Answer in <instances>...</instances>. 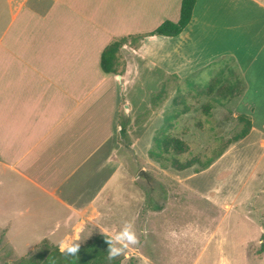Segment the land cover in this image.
I'll return each instance as SVG.
<instances>
[{
	"label": "crops",
	"instance_id": "crops-1",
	"mask_svg": "<svg viewBox=\"0 0 264 264\" xmlns=\"http://www.w3.org/2000/svg\"><path fill=\"white\" fill-rule=\"evenodd\" d=\"M181 3L0 0V228L14 253L19 243L28 246L27 253L45 240L60 249L62 242L76 243L94 229H104L102 207L119 195L121 177L126 178L128 171L120 154L121 107L129 104V132L138 135L131 147L142 161L149 159L154 136L172 115L167 98L156 107L149 103L148 115L142 116L145 110H137L122 90L136 83L140 61L156 67L161 47L171 36L149 35L137 47L124 44L119 74L103 71V50L114 38L145 35L165 20L177 21ZM211 4L216 7L215 14L214 10L209 14V34L222 28L234 48L217 53L208 65L230 55L235 66L229 62L212 77L207 91L225 104H209L207 128L197 130L216 131L210 118L218 115H244L251 121V133L257 129L255 116H264V0ZM204 67L193 64L194 69ZM227 71L232 81L221 77ZM173 76L180 80L179 74ZM233 144L218 151L205 169L173 168L171 176L185 186L189 199L202 198L214 205L210 191H202L193 180L217 167ZM163 170L167 173L168 168ZM118 228L112 224L111 232Z\"/></svg>",
	"mask_w": 264,
	"mask_h": 264
},
{
	"label": "rangeland",
	"instance_id": "rangeland-1",
	"mask_svg": "<svg viewBox=\"0 0 264 264\" xmlns=\"http://www.w3.org/2000/svg\"><path fill=\"white\" fill-rule=\"evenodd\" d=\"M217 1L197 0L191 22L180 35L167 38L156 67H148V61L147 64L140 61L136 83L122 90V95L137 110H145L142 116L148 115L149 103L156 107L159 102L170 99L167 112L178 113L170 135L183 140L179 156L183 162L196 158L207 160L223 151L229 140L245 126L238 117L218 115L210 118L216 123V131L197 130L204 125L207 128L209 104L215 101L225 104L218 100L217 94L207 91L212 77L225 64H235L230 55H225L208 65L217 53L234 48L233 39L231 41L230 34L222 28L213 35L208 32L209 14L216 7L211 3ZM222 19L223 16L221 24ZM195 62L204 63L206 67L194 69ZM176 73L181 76L180 80L173 76ZM229 73L221 77L232 81ZM176 90L178 93L172 100ZM234 105L235 102L229 103L230 107ZM129 110V104L124 103L120 123L131 122ZM149 111L151 115L153 112ZM239 111L244 112L242 107ZM139 119L135 118V122ZM254 119L257 129L233 142V148L217 167L193 180L202 191H210L208 195L214 205L202 198L189 199L185 186L171 176L174 169L165 159L159 160L149 154V159L139 160L131 147L138 135L129 132L128 124L129 137L120 140V154L128 171L126 178L125 175L121 177L119 195L109 198L102 207L104 229H94L88 238L76 243L81 246L98 235H105L103 232H111L112 224L120 226L127 220L136 232L138 243L118 256L125 264H264V145L260 141L264 140V116L259 114ZM139 125L140 129L144 126L143 122ZM152 149H157L156 144ZM170 154H175L173 148ZM163 168H168L169 172ZM195 168L201 167L196 164ZM17 247L14 253L5 238V230L0 228V264H15L22 257L44 249L37 245L27 253V245L19 243ZM49 250L51 248L47 252Z\"/></svg>",
	"mask_w": 264,
	"mask_h": 264
},
{
	"label": "trees",
	"instance_id": "trees-1",
	"mask_svg": "<svg viewBox=\"0 0 264 264\" xmlns=\"http://www.w3.org/2000/svg\"><path fill=\"white\" fill-rule=\"evenodd\" d=\"M197 0H182L180 17L177 21L165 20L158 27L148 34L127 35L114 38L103 50L101 58V67L106 73L119 74V54L124 44L131 42V44L139 46L144 38L149 35H164V36H178L191 22L193 11ZM160 95V94H159ZM178 113H172L165 118V124L161 130L156 134L154 140L157 149H151L150 155L156 156L159 160L165 159L178 170L187 169L193 165L199 164L200 169L207 168L212 160L220 152H216L215 156L207 160L196 158L194 160L183 162L179 157L182 154V141L178 137L170 135L174 129V122L177 120ZM240 121L245 124L243 131L236 134L229 144L244 138L250 131L251 121L247 116H238ZM129 120H124L120 123V140H126L129 137L128 133ZM129 145L131 142H128ZM173 148L175 154H170ZM167 154L169 156H167ZM105 235H98L93 240L79 246L77 253L69 254L66 251H61L58 246L50 244L48 241H43L40 245L44 246L34 255L24 256L19 262L15 264H125L122 263L120 257L113 260L108 259L107 249L108 243L104 240ZM51 248L49 252L47 249ZM264 248V246H263Z\"/></svg>",
	"mask_w": 264,
	"mask_h": 264
},
{
	"label": "clouds",
	"instance_id": "clouds-1",
	"mask_svg": "<svg viewBox=\"0 0 264 264\" xmlns=\"http://www.w3.org/2000/svg\"><path fill=\"white\" fill-rule=\"evenodd\" d=\"M108 243L107 255L109 260L122 255L130 246L138 243V237L132 224L124 220L119 228L114 232H103ZM79 244L75 242H62L60 250L66 251L69 254L77 253Z\"/></svg>",
	"mask_w": 264,
	"mask_h": 264
},
{
	"label": "water",
	"instance_id": "water-1",
	"mask_svg": "<svg viewBox=\"0 0 264 264\" xmlns=\"http://www.w3.org/2000/svg\"><path fill=\"white\" fill-rule=\"evenodd\" d=\"M126 109H128V105H126Z\"/></svg>",
	"mask_w": 264,
	"mask_h": 264
}]
</instances>
